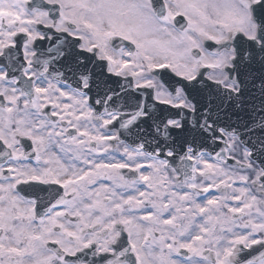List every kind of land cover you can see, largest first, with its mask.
Returning <instances> with one entry per match:
<instances>
[{
	"label": "snow or ice",
	"instance_id": "snow-or-ice-1",
	"mask_svg": "<svg viewBox=\"0 0 264 264\" xmlns=\"http://www.w3.org/2000/svg\"><path fill=\"white\" fill-rule=\"evenodd\" d=\"M0 58V264H264V0H0Z\"/></svg>",
	"mask_w": 264,
	"mask_h": 264
},
{
	"label": "flooded vegetation",
	"instance_id": "flooded-vegetation-1",
	"mask_svg": "<svg viewBox=\"0 0 264 264\" xmlns=\"http://www.w3.org/2000/svg\"><path fill=\"white\" fill-rule=\"evenodd\" d=\"M51 42H48V41H45L41 47H46L50 44ZM16 63H14L12 66L15 67V68H18L19 64H23V63H26L24 60H23V53H22V50H18V55L16 57ZM0 62H6V58H0ZM202 72H208L210 70H207V69H201ZM16 75H20L19 71H17L15 73ZM205 79V82L208 83L209 85H211V82L210 81H207L206 80V76L204 77ZM116 80H120V82L122 83L123 80L122 78H116V77H113L112 78V82L115 83ZM259 83V81H257V84ZM17 86H20V85H17ZM255 91V90H254ZM255 94L258 96L259 93L258 91L255 92ZM258 103V101H257ZM118 127V125H117ZM141 127H147V125H141ZM72 131V130H70ZM133 133L136 131V129H133L132 130ZM74 134V133H73ZM125 136H128L129 139H128V142L131 143L134 139H135V136L134 135H131L127 132H125ZM123 138V137H122ZM224 145L220 144L219 146H216L215 150L216 151H219L220 147H223ZM205 148H207V150L209 152H212V148H209L207 145L204 146ZM54 151H56L57 153H59V149L58 148H54L53 149ZM213 157H214V153H213ZM32 164H35V161L32 160L30 161ZM228 164L229 165H234L235 164V161H232V160H229L228 161ZM100 182H103V183H110V181H107V180H102ZM97 183V185H95V187H98L99 186V183ZM235 187H240L241 184L239 181L236 182V184L234 185ZM259 185H257L256 187H258ZM20 187V191H21V194L22 195H25V196H28V197H31L33 196L34 194H38L41 199L45 202L49 201L52 199V197L56 194L57 191L59 192H62V189L60 188V186H57V185H52V186H47V185H38V186H33V187H29V186H26V185H21L19 186ZM256 187H253V193L256 194V195H260V193L256 192ZM212 194H215V195H220L221 192L219 190H216V189H212L211 190ZM232 206H239V203L238 202H235L233 201L232 202ZM125 239H126V234H125ZM261 249H259V247L257 248V251L259 252Z\"/></svg>",
	"mask_w": 264,
	"mask_h": 264
}]
</instances>
